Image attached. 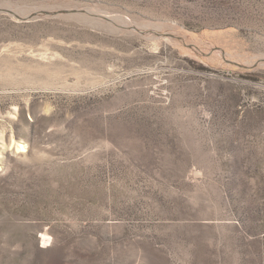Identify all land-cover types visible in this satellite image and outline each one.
Returning <instances> with one entry per match:
<instances>
[{"label":"rangeland","instance_id":"374dc122","mask_svg":"<svg viewBox=\"0 0 264 264\" xmlns=\"http://www.w3.org/2000/svg\"><path fill=\"white\" fill-rule=\"evenodd\" d=\"M0 264H264V0H0Z\"/></svg>","mask_w":264,"mask_h":264},{"label":"bare ground","instance_id":"6f19581e","mask_svg":"<svg viewBox=\"0 0 264 264\" xmlns=\"http://www.w3.org/2000/svg\"><path fill=\"white\" fill-rule=\"evenodd\" d=\"M16 149H17L16 151H25L26 150V146L22 142H17ZM41 237L43 238V240L45 242H48L49 241V236L45 232L42 233V236Z\"/></svg>","mask_w":264,"mask_h":264},{"label":"water","instance_id":"95a60500","mask_svg":"<svg viewBox=\"0 0 264 264\" xmlns=\"http://www.w3.org/2000/svg\"><path fill=\"white\" fill-rule=\"evenodd\" d=\"M2 10L6 11V12H9L10 14L16 16L17 18H21L20 16H18L16 13H14V12H13L12 10H10V9H2Z\"/></svg>","mask_w":264,"mask_h":264}]
</instances>
